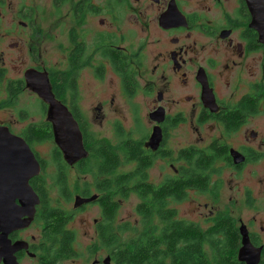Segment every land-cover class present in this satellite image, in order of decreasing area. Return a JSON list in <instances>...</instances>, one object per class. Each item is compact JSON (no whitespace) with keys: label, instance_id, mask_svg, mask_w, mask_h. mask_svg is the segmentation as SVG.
Segmentation results:
<instances>
[{"label":"flooded vegetation","instance_id":"1","mask_svg":"<svg viewBox=\"0 0 264 264\" xmlns=\"http://www.w3.org/2000/svg\"><path fill=\"white\" fill-rule=\"evenodd\" d=\"M256 28L264 0H0V127L17 139H0V264H114L111 236L156 250L175 226L166 264H264ZM26 148L40 166L32 215ZM133 187L136 205L168 187L169 220L135 213L128 228Z\"/></svg>","mask_w":264,"mask_h":264},{"label":"trees","instance_id":"2","mask_svg":"<svg viewBox=\"0 0 264 264\" xmlns=\"http://www.w3.org/2000/svg\"><path fill=\"white\" fill-rule=\"evenodd\" d=\"M102 159V154L98 157ZM184 184L182 183H175L173 187V191L175 193L178 192L176 195V199H181L183 197V188ZM158 194H165L163 196H155L150 195L148 197L144 196L147 200L143 204L135 205L134 212L138 214H143L145 218H150L153 212L156 211V215L163 220H169L170 213L163 210L162 207L167 205L164 202V199L167 197L169 193V188L166 187L163 190H158ZM130 194L132 195H139L137 189L127 188L125 190L124 195L128 197ZM128 228L134 229V225L127 226ZM174 230L176 232H174ZM183 229L182 227H173V231L170 232V228L167 227L163 229L161 237L157 240L158 245L156 250L152 247V243L149 242L148 246H142L140 243H137L136 237L130 238L128 241L124 242V245H120L119 237L111 236L110 244H111V257L114 261V264H166L167 261L169 262H176L177 257L176 255L181 253L174 250L178 239L182 237ZM149 239L153 238V236L148 235ZM162 241V242H161Z\"/></svg>","mask_w":264,"mask_h":264},{"label":"water","instance_id":"3","mask_svg":"<svg viewBox=\"0 0 264 264\" xmlns=\"http://www.w3.org/2000/svg\"><path fill=\"white\" fill-rule=\"evenodd\" d=\"M257 31L259 32V36H260V41L264 44V29L263 28H256ZM58 110L55 108H51L50 112L52 113V118H50V121L52 122V131L54 134V141L58 144L60 143V141H65V136H61L60 134L65 132V128L63 127V125H66V123L64 121L59 122L56 120V112ZM72 127V132L75 134V136H71L72 142L70 143L69 147L70 150H73L75 152V156H72L73 158H80L86 155L84 146H83V141H82V136L81 133L79 131L78 126L76 125V123L72 122L71 124ZM0 139L2 140L1 142H6L9 141L11 139H16L13 138L12 135L9 134L8 130L6 128L0 127ZM17 140V139H16ZM231 155L232 156H239V153L231 150ZM26 156L29 159V166L28 163L26 165V170L23 171L22 173L25 175V182H26V190L30 192V197L32 198L31 202H30V207H31V215L33 213V207L37 202V198L36 195L33 193V191L29 188L28 186V180L34 176H37L40 173V166L37 162V160L35 159L33 153L26 148ZM67 157V155H65ZM69 160V158H68ZM76 200H79L78 198ZM80 201H89V200H80ZM1 205V203H0ZM240 257V256H239ZM109 258L106 259L105 262H108Z\"/></svg>","mask_w":264,"mask_h":264},{"label":"rangeland","instance_id":"4","mask_svg":"<svg viewBox=\"0 0 264 264\" xmlns=\"http://www.w3.org/2000/svg\"><path fill=\"white\" fill-rule=\"evenodd\" d=\"M97 137H103V136H97ZM49 148H50V146L47 145V146L43 147L42 149L47 150ZM48 171L49 172L51 171V164L50 163H48ZM48 174H50V173H48ZM136 204H137V197L135 195L130 194L127 197V200L125 202V208H124V212L126 213V217L125 218H126V221H127V226H128V224L129 225H134V220L136 218V215H135V212H134V208H135ZM176 207H178V212L179 213H184L185 212L184 205L180 204V205H178ZM92 214H93V212L86 213L87 217H89ZM134 227H135V225H134ZM80 228L83 229V227H80ZM133 237H135V236L127 235L125 237L123 236V238L120 237L119 244L123 246L124 242L126 240L128 241L130 238H133Z\"/></svg>","mask_w":264,"mask_h":264}]
</instances>
